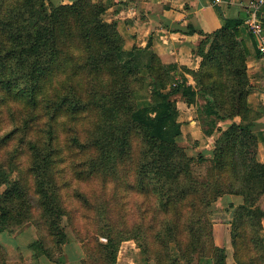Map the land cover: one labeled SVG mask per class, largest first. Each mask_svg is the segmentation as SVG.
Instances as JSON below:
<instances>
[{"label": "trees", "instance_id": "obj_1", "mask_svg": "<svg viewBox=\"0 0 264 264\" xmlns=\"http://www.w3.org/2000/svg\"><path fill=\"white\" fill-rule=\"evenodd\" d=\"M107 8L94 0H0V231L33 224L35 255L62 264L71 240L63 218L83 216L99 230L82 264H116L128 239L149 264H183L196 254L227 264L212 215L221 197L235 194L242 201L225 208L233 258L264 264V162L248 103L245 18L222 14L210 32L190 25L201 57L190 68L164 62L151 41L129 46L128 21H108ZM142 90L152 99L140 102ZM178 96L199 106L197 119L214 135L211 155L180 144ZM112 181L138 201L131 227L95 192Z\"/></svg>", "mask_w": 264, "mask_h": 264}, {"label": "crops", "instance_id": "obj_2", "mask_svg": "<svg viewBox=\"0 0 264 264\" xmlns=\"http://www.w3.org/2000/svg\"><path fill=\"white\" fill-rule=\"evenodd\" d=\"M53 1L59 3L72 0ZM94 1L104 2L107 5L105 18L108 21H128L125 25L123 23V26L128 36L129 46L137 45L139 48H145L147 41L151 38L152 49L160 54L164 62L197 68L201 57L193 53V48L200 39V35L197 32H189L190 25L210 32L222 25V14L227 17L246 18L251 0H220L217 3L212 0ZM259 15L264 26V3ZM240 30L249 51L247 72L250 78L251 92L248 96V103L254 110L253 130L259 138L258 158L264 162V55L260 53L258 40L250 32L245 20L241 24ZM139 37L142 40H138ZM143 40L146 42L144 43ZM184 74L190 83H194L190 73L184 72ZM178 103L185 105L188 113H191L192 110L196 112L197 118L199 114L198 105H189L182 98L180 101L178 100ZM178 108L180 118L182 116L181 110L185 112V109H181L180 105ZM188 118L190 119L188 124L179 119L182 122L183 134L185 130L191 132L197 142L200 143L201 148L198 149V152L204 151L207 155H211L214 135L208 136L198 119L192 118V116ZM228 123L229 121L219 122V125L225 126ZM218 201L224 205H228L230 202L238 204L242 201V197L227 194ZM260 204L264 207V195ZM37 238V229L33 224L0 231V244L6 253L5 256H0V264H59L44 254L35 255L31 243ZM229 243L230 239L223 244L227 249V260L231 257V245ZM64 249L65 255L62 264H82L85 253L81 242L71 240L65 244ZM116 264L148 263L141 248L137 246L135 241L128 239L122 242Z\"/></svg>", "mask_w": 264, "mask_h": 264}, {"label": "rangeland", "instance_id": "obj_3", "mask_svg": "<svg viewBox=\"0 0 264 264\" xmlns=\"http://www.w3.org/2000/svg\"><path fill=\"white\" fill-rule=\"evenodd\" d=\"M139 39L140 37L138 38V40ZM149 41H151V38H149V40L147 41V44ZM143 42L145 43L146 40H143ZM142 73H143V70H142ZM138 99L140 102L144 103L145 101L151 100L152 95L150 94L149 91L142 90L138 93ZM177 99L180 101L181 98L178 96ZM178 105H180L181 109H185V105H183L182 103H178ZM187 110L188 109H185V112L181 110L182 116L179 118L185 124H188L190 122V119L188 118L189 116H192V118L197 119L196 112H193L192 110L191 113H188ZM179 140H180V144L183 145L191 154L198 153L199 151L198 149L201 148L200 143L197 142V140L193 137L191 132H188L187 130L184 131L183 136H181ZM200 170H204V167L203 166L200 167L199 171ZM11 175L13 178H17L19 174H18V171L16 170L12 172ZM95 192L106 199V201L108 202V208L112 209L114 216H118L115 218V220L122 227L124 228L128 226L131 227L133 224L138 222L137 214H136L138 201H136V198L133 197L134 193L128 192L125 188L119 186V184L116 181L107 182L105 186H100L98 188L96 187ZM68 201H70V199H68ZM225 208H226V205L218 201L216 205L214 206L213 215H212V219L214 222L215 241L216 243L222 244V245L228 239H230V243H231V235H230L231 225L229 223L230 215L228 212H226ZM63 224L66 226V229L69 234V238L72 241H79L82 243L84 253H85V245L86 247H89V250H92L95 247L96 245L95 235H96V231L99 230L98 224L96 222H94L93 220L89 218L84 219L83 216L82 217L79 216L78 219L72 223L71 220L67 216H65L63 218ZM98 238L102 242L107 241V238L104 236L100 235L98 236ZM230 243L229 245H231V248H230L231 257L227 260V264H236L234 258L232 257L233 256L232 255L233 246ZM173 250L175 252L177 251L176 245L173 246ZM227 254L228 253L226 249V255ZM183 264H208V261L206 260V258L199 259L198 255L196 254V255H193L192 261H188V259H183Z\"/></svg>", "mask_w": 264, "mask_h": 264}, {"label": "built area", "instance_id": "obj_4", "mask_svg": "<svg viewBox=\"0 0 264 264\" xmlns=\"http://www.w3.org/2000/svg\"><path fill=\"white\" fill-rule=\"evenodd\" d=\"M220 0H215V3ZM264 0H251L248 9V15L245 22L248 25L250 32L255 35L258 40L260 53L264 55V26L260 19V9Z\"/></svg>", "mask_w": 264, "mask_h": 264}]
</instances>
